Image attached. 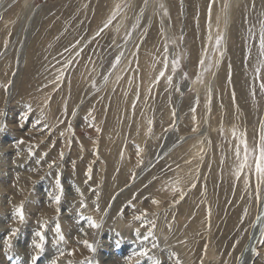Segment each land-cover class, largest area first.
<instances>
[{
	"label": "rangeland",
	"instance_id": "1",
	"mask_svg": "<svg viewBox=\"0 0 264 264\" xmlns=\"http://www.w3.org/2000/svg\"><path fill=\"white\" fill-rule=\"evenodd\" d=\"M262 26L264 0H0V264H240L255 223L264 264Z\"/></svg>",
	"mask_w": 264,
	"mask_h": 264
},
{
	"label": "snow or ice",
	"instance_id": "2",
	"mask_svg": "<svg viewBox=\"0 0 264 264\" xmlns=\"http://www.w3.org/2000/svg\"><path fill=\"white\" fill-rule=\"evenodd\" d=\"M209 11H210V9H209ZM105 27H107V25H105ZM222 40H223L222 37H220V38H218L216 40V48L218 50L220 48ZM258 45H259L260 54L262 56H264V26H262L261 31L259 33ZM222 55H223V53L221 52V56ZM116 63L117 64L119 63V57H117ZM178 65H179V60H174L173 61V73L177 70ZM200 66L202 68L204 67V61L203 60H201ZM261 68H264V63H262L259 67H257V69H256L257 77H259V75H260ZM167 70H168V64L165 62L164 65H163V69L158 74L157 83L159 82L160 79H166L167 83L171 86V84H172V76L171 75H167L166 76ZM260 88L262 90H264V81L261 82ZM194 111H195V108H193V112ZM0 130H2V128H0ZM193 130L195 131V129H193ZM233 135L235 136V131L233 132ZM260 141H261V144H260V148H259V155H258V158L256 159V163H255V172H256V175L258 177V180L259 181H264V132H262V134H261ZM18 143L23 144L24 141L20 140ZM246 150H247V145H246V142H245V151ZM28 151H29V155L30 156L34 155V153L32 152L31 148H29ZM45 155H46V153H45ZM61 158H62V154H61ZM245 159H247V155H245ZM48 167L49 168L53 167V164L50 163L48 165ZM89 176H90V170H89ZM56 187H57V189H59V193L55 195L54 201H55L56 204H59L61 202L62 196L64 194V189L62 187L60 179L56 180ZM257 187L259 188V184L257 185ZM171 190L173 192L181 191L180 188H179V181L178 180L175 182V184L172 185ZM77 191H79V190H77ZM81 195H82V193H81ZM257 198L259 199V195L257 196ZM152 202L153 203H158V201H155V200H153ZM85 207H86V205H85ZM57 211H59V209H57ZM15 215L19 218L20 222H23L25 220V213H24L23 203H21V205L15 209ZM145 215H146V213H145ZM210 215H211V210L209 209V216ZM87 219L89 220V226L91 228H99L100 227V225L97 224L94 220H91V218H87ZM134 219L141 220L142 218L140 216H134ZM256 222H257V224H264V215H258L256 217ZM42 227H43V225H42ZM153 227H154V223H153ZM55 231H56L57 234L61 233V227H60L59 223L56 224ZM16 232H17V229H12L11 236H15ZM137 235H139V230H137ZM151 235H152V233L149 232L148 236H151ZM11 236L9 237V248L11 247ZM36 236L39 237L41 242L45 241V236H44L43 232L38 231L36 233ZM261 237H262V239H261L260 243L264 244V229L261 230ZM147 238H148L147 236L144 237V239H147ZM60 239L63 240L64 236L60 235ZM84 244L90 250H92V251L95 250L93 245L89 244L87 241H84ZM42 246H43L42 243H36L35 244V247L37 249H42ZM60 255L62 256V255H64V253L61 252ZM68 255H74V252H69ZM138 255L147 256L148 255V251L144 250V251L140 252ZM35 259L36 258L33 257V264H35ZM53 264H55V261H53ZM88 264H92V262L89 261ZM156 264H159V262H156Z\"/></svg>",
	"mask_w": 264,
	"mask_h": 264
},
{
	"label": "bare ground",
	"instance_id": "3",
	"mask_svg": "<svg viewBox=\"0 0 264 264\" xmlns=\"http://www.w3.org/2000/svg\"><path fill=\"white\" fill-rule=\"evenodd\" d=\"M259 1L260 0H257V3H259ZM250 2H251V0H250ZM254 4V3H253ZM179 5V4H178ZM249 6L251 7V5H250V3H248L247 1H244V6H243V8H245V9H249ZM115 8V7H114ZM242 9V8H241ZM219 10V9H218ZM239 11V10H238ZM237 12V11H236ZM238 13H241V12H238ZM237 13V14H238ZM246 14V13H245ZM236 16V15H235ZM241 16H242V14H241ZM110 18V17H109ZM240 19V18H239ZM238 20V19H237ZM119 21V20H118ZM236 22V21H235ZM120 28V27H119ZM43 52V51H42ZM116 81V80H115ZM224 90V89H223ZM188 102V101H187ZM165 106V105H164ZM107 108V107H106ZM209 160V159H208ZM210 163V162H209ZM45 178V177H44ZM43 193V192H42ZM264 201V200H263ZM44 204V203H43ZM263 204H264V202H263ZM259 215H264V205H261V207H260V209H259ZM256 219V218H255ZM259 227V226H258ZM256 229H257V227H256ZM257 233H258V230H255L254 228L251 230V232H250V234H249V239H248V241H247V245L245 246V249L243 250V253L241 254V255H243V256H241V260H240V264H241V262H245V260H246V256H247V250H249V249H252V247L255 245V243H256V241H257ZM108 239V238H107ZM250 246V247H249ZM106 251V250H105ZM116 255H118V254H116ZM251 256V255H250ZM250 258V257H249ZM48 261V260H47ZM47 261H46V263H47ZM45 262V261H44ZM50 262V261H49Z\"/></svg>",
	"mask_w": 264,
	"mask_h": 264
},
{
	"label": "water",
	"instance_id": "4",
	"mask_svg": "<svg viewBox=\"0 0 264 264\" xmlns=\"http://www.w3.org/2000/svg\"><path fill=\"white\" fill-rule=\"evenodd\" d=\"M256 227H257V225H256V223H255L253 228L256 230ZM256 239H257V238H256Z\"/></svg>",
	"mask_w": 264,
	"mask_h": 264
}]
</instances>
